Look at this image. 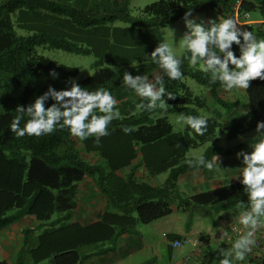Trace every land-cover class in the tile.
I'll use <instances>...</instances> for the list:
<instances>
[{"label":"trees","instance_id":"trees-1","mask_svg":"<svg viewBox=\"0 0 264 264\" xmlns=\"http://www.w3.org/2000/svg\"><path fill=\"white\" fill-rule=\"evenodd\" d=\"M235 1L157 0L143 7L139 16L131 13L130 0L0 2V92L7 90L16 96L14 105L0 101V231L26 217L35 220L34 225L22 228V242L13 260L0 259V264H84L99 254L97 250L83 251L86 246L114 243L133 232L138 223L149 224L186 210L192 203L215 205L244 192L240 183L225 184L186 197L178 182L184 173L203 169L191 167L186 155L191 147L214 140L218 127L234 138L264 120V80L251 81L245 90L246 110L238 97H222V85L210 84L200 68L187 60L182 80L164 77L166 90L176 98L167 100L163 108H137L140 97L120 83L125 70L150 80L160 72L149 55L161 39L156 35L160 28L182 20L188 9L192 14L216 10L232 16ZM240 10L259 11L264 19V0H242ZM15 12L16 20L12 18ZM117 20L129 25L113 26ZM16 24L29 34L18 33ZM37 45L80 54L94 52L101 57L94 73L78 80L89 90L108 89L121 112L122 118L112 121L110 135L102 137L99 145L94 138L81 141L65 130L19 139L10 130L17 105L27 106L50 84L64 88L66 80L79 74L78 67L37 53ZM105 61L112 65L104 66ZM53 69L59 74L56 79L50 75ZM187 77L208 89L211 104L208 97L190 89ZM207 107L215 109V115L209 117L204 136H197L187 126L175 131L167 116H159L164 111L200 116V109ZM122 125L136 130L125 134ZM230 151L210 147L204 156L212 160L216 153ZM141 169L150 177L166 171L169 176L164 183L153 185L139 176ZM85 180L93 183L106 206L94 220L83 224L73 218ZM177 200L180 203L174 205ZM12 210L16 211L10 213ZM38 229L43 230L36 235ZM170 237L181 239L178 234ZM100 250L111 251L112 247Z\"/></svg>","mask_w":264,"mask_h":264},{"label":"clouds","instance_id":"clouds-1","mask_svg":"<svg viewBox=\"0 0 264 264\" xmlns=\"http://www.w3.org/2000/svg\"><path fill=\"white\" fill-rule=\"evenodd\" d=\"M238 10L240 15L248 12L241 11L240 6ZM234 16L233 13L220 19H198L192 15V9H188L182 17L185 25L181 35L185 49L183 55H177L169 43L162 40L149 54L151 61L160 69L151 80L147 75H133L127 70L123 72L121 85L140 97L136 107L154 111L158 106L163 108L167 100H174L176 95L166 90L164 77L170 81L182 80L185 60L192 67L199 63L200 71L210 84L219 82L229 92L234 89L246 90L251 81L257 78L264 80V39L258 38ZM237 50L239 55L236 54ZM50 75L56 79L59 74L53 69ZM65 85L57 89L50 84L27 106L17 105L10 130L18 139L25 136L42 137L65 130L81 141L94 138V143L99 145L102 137L110 135L112 121L122 118L112 93L106 88L89 90L82 87L77 78H69ZM49 101L51 103L46 107ZM178 120L197 136H204L209 130V117L206 115H181ZM121 130L131 134L136 129L122 125ZM254 131L257 139L248 144L251 150L240 149L235 153L241 167L234 178L244 188L247 198L240 201V206L246 210L236 219L246 231L234 240L230 248L219 249L222 257L219 264L245 261L256 245V232L264 229V120L256 122ZM220 138L219 132L216 139ZM239 139L243 140L244 137L241 135ZM221 162L218 153L212 160L204 155H196L194 160L188 161L191 167H203L210 172ZM175 246L179 247V242Z\"/></svg>","mask_w":264,"mask_h":264},{"label":"rangeland","instance_id":"rangeland-1","mask_svg":"<svg viewBox=\"0 0 264 264\" xmlns=\"http://www.w3.org/2000/svg\"><path fill=\"white\" fill-rule=\"evenodd\" d=\"M157 0H130V11L134 16L141 15V9L145 7L148 4H151ZM194 17L199 18H216L220 19L219 16H215L210 11L207 10H200L192 14ZM17 12L12 13V18L16 20ZM260 17L259 11H251L250 16L247 18L248 20L252 21L256 18ZM128 23H125L122 20H117L113 23V26H128ZM255 23H251V26H254ZM249 29L253 31V33L260 39H264V31H260L257 27H251L250 24L245 25ZM16 30L18 33L23 35H28L29 33L20 29L16 24ZM185 30V25L183 23V20L175 21L173 23H170L166 25L165 27L160 28L156 35L158 36V33L161 36V39L158 38L157 43L160 41H166L169 43V45L173 48L174 52L177 55H181L184 53L185 49L182 47V34ZM35 51L39 54H42L46 57H49L56 63H62L66 65L76 66L79 69V74L75 77L77 80H80L82 78H85L87 76H90L94 73L95 69L97 68V63L99 60H101V57L96 55L94 52L88 53V54H80L76 52H69L63 49L58 48H51L45 45H37L35 47ZM238 51V50H237ZM104 66H111V62L105 61ZM195 67L200 68V64L198 63ZM186 83L190 87V89L196 94L200 95L202 97L208 96V89L200 84L198 81L191 77L185 78ZM242 91L240 89H234L231 92L226 91L224 89L220 90V94L222 97H225V99L228 98H234L238 97L239 100L246 102V96L245 94H241ZM15 95L12 94L9 91L0 92V101H4L5 103H10V105H14L15 102ZM200 113L202 115H206L208 117L215 115V109L210 108H203L200 109ZM180 113L176 112H170V111H164L159 114V116H167L169 121L173 124L175 131H179L184 129L186 125H183L182 122L178 120V117H180ZM255 128H250L244 132H241L237 137L229 138L224 131V129L220 126L217 128L216 136L218 133H221L220 139H214L207 141L197 147H191L186 155V161H189L191 159H194L196 155H204L206 151L210 147H218V148H224V149H230L231 151L228 153H219L221 157V164L224 165H218L216 168H214L213 172L217 173H223L226 174L228 172V168H232L234 164H238L241 161L238 160L235 156V153L239 151L240 149H245L246 151H250L248 144H252L256 141L257 137L255 136ZM243 136L244 139H239V136ZM216 155V154H215ZM214 155V156H215ZM213 156V157H214ZM232 166V167H231ZM169 176V171L160 173L157 175V179L160 184L164 183L165 180ZM180 181V180H179ZM179 187H181L180 183H178ZM90 185V184H89ZM86 188H88L87 184L85 185ZM191 191V190H190ZM80 202L82 201V197H80ZM180 203V200H177L174 205H177ZM195 203H192L193 205ZM196 208L191 206L189 210L185 212V214L181 212H175L174 214H171L169 216L161 218L158 223L160 226L162 224V229L165 232L170 233H176L179 228L183 230V234L186 235V239L191 240L193 238V235H199L200 233H213V231H216L218 222L220 221L218 218V215L222 213L223 209L213 206L208 207L207 205H198L196 204ZM16 210L10 211V213L15 212ZM81 213V212H80ZM34 219L32 217H26L16 224L12 225L9 229H4L0 231V259H7L12 261L15 257V254L17 252V248L22 242V228H24L27 225H33ZM155 224V223H154ZM153 224V225H154ZM151 228V225H145L144 229L147 232ZM196 229V231H194ZM43 229H38L37 234H40ZM209 231V232H207ZM196 232V233H195ZM146 239H148L146 235ZM106 245H112L110 242H102L96 245L86 246L83 248V251H95L97 249H100ZM193 244L191 242H185L183 243L178 249H174V255L176 258H174L172 261L175 263L177 259L181 255H185L189 250L192 252L193 250ZM162 254L163 259L161 261L162 264H170L167 254L169 255L170 249L164 245H162ZM151 250H146L147 253H144L140 255L139 257H136V262L145 261L146 259H149L152 254L150 252ZM191 257H194L190 255ZM160 263V264H161ZM147 264V263H146ZM150 264V263H149ZM152 264V263H151Z\"/></svg>","mask_w":264,"mask_h":264},{"label":"crops","instance_id":"crops-1","mask_svg":"<svg viewBox=\"0 0 264 264\" xmlns=\"http://www.w3.org/2000/svg\"><path fill=\"white\" fill-rule=\"evenodd\" d=\"M1 1L3 0H0V2ZM207 11H210V13L217 17L219 16V18L228 17V15L220 14L216 10ZM249 22L255 23L254 26H251L250 24L251 27H257L260 31H264V19L261 17V15L260 17L252 21L249 20ZM240 90L242 91L241 94H245V90ZM207 97L208 102L211 104V98L209 97V95ZM241 106L245 110L249 108L247 101H241ZM221 165L224 164L222 163ZM232 166V168H228V172H226V174H219L213 171L210 172L206 168L188 171L180 177V181L178 183H180L181 187H179V189L184 193L186 197H189L194 194L220 188L225 184H237L239 182L234 177L239 172L241 162ZM139 176L144 178V180L152 183L153 185L160 184L157 177L148 176L144 169H141L139 171ZM86 184L88 188L85 187ZM80 197H82V201L84 202H79L78 209L76 210L73 218L75 221H79L83 224L88 223L89 221L94 220L100 211L105 209V199L97 192V190L94 188L93 183H91L89 180H85V182L81 184L79 199ZM242 199H247L246 196H244V192L232 196L228 198V200L221 203L215 205H207L208 207H219L223 209V211L222 213H220V215H218L220 221L218 222L216 231H213V233L210 234L200 233L199 235H193V238H214V241H211L210 244L206 245L195 257L190 256L196 248V245L191 242V244H193L194 246L192 252H190L189 250L185 255H181L177 259V261L173 263L172 260L176 258L174 255V249H178L179 247L173 246V240L170 237V234H178L181 236V239H185L186 235L183 234V230L181 228H179L176 233L163 231L162 224L160 226L158 223H156L161 220L158 219L149 224L138 223L133 232L125 233L116 242L112 243V245H106L102 247L104 249L112 247L111 251L103 252L102 250L97 249V251H99V254L93 255L92 257L87 259L84 264H160L164 257L161 250L162 245L170 249L169 255H166L170 264H185L183 261L185 258H189V261L186 264H219L220 260L222 259L219 254V249L224 248L225 250H227L231 247L234 240L239 238V236L244 234V232L246 231L242 225V232L238 235H235L230 227L234 221L238 220L236 218L239 217L240 213L246 210V208L240 206V201ZM191 206L194 210L197 205L193 204L188 206L186 210H182V213L185 214V212L189 210ZM175 212H181V210H176L174 211V213ZM145 225H151V228L147 230L148 233H146L144 229ZM10 227L6 229H9ZM194 231H196V229ZM164 233H166L167 236H164ZM146 235L148 239H146ZM255 238L256 242L260 243V245L264 249V229L258 230L256 232ZM149 249L151 250L150 252L152 254L149 259H146L145 261H143V263L135 261L136 257L147 253L146 250ZM233 264H264V250L262 251L259 247L254 246L252 252H250L246 256L245 261H233Z\"/></svg>","mask_w":264,"mask_h":264},{"label":"built area","instance_id":"built-area-1","mask_svg":"<svg viewBox=\"0 0 264 264\" xmlns=\"http://www.w3.org/2000/svg\"><path fill=\"white\" fill-rule=\"evenodd\" d=\"M242 0H236L233 4V8L235 9V12H234V17L237 18L239 20V22L243 25H246L247 23H250L248 21V17L250 16V14L248 12H244L242 15H240V11L238 10L239 9V6L241 4ZM231 230L232 232L235 234V235H238L239 233L242 232V225L239 223L238 220L234 221L232 224H231ZM164 236H167L166 233H164ZM193 242L195 245H196V248L195 250L192 252V256H197L199 254V252L208 244L211 243V241H214V238H206V237H196V238H192L191 240H188V239H177V240H173L172 244L174 247L175 246V243L176 242H179L180 246L185 243V242ZM179 246V247H180ZM256 247H259L260 250H264L263 247L260 245V243L256 242ZM184 263H188L189 261V258H185L184 260Z\"/></svg>","mask_w":264,"mask_h":264}]
</instances>
